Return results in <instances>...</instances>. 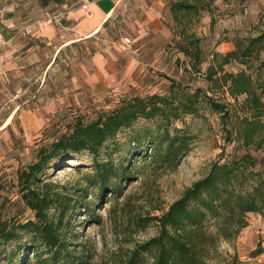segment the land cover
<instances>
[{
	"label": "rangeland",
	"instance_id": "374dc122",
	"mask_svg": "<svg viewBox=\"0 0 264 264\" xmlns=\"http://www.w3.org/2000/svg\"><path fill=\"white\" fill-rule=\"evenodd\" d=\"M182 1L192 6L174 7ZM82 2L0 0V19L12 13L20 29L54 21V15ZM263 31L264 0H117L116 10L97 33L68 46L58 48L57 43L21 34L14 66L4 70L0 84V225L17 233L10 240L0 238V264L35 260L32 231L20 227L35 220L21 196V173L40 148L70 132L76 121L94 120L124 97L165 95L172 114L169 119L139 117L104 143L100 159L133 163L130 178L117 184L118 192L101 194L86 187L84 173L94 170L86 151L53 162L39 176L51 183V193H59L48 210L49 220L61 219L59 264H125L136 246L158 234L154 217L215 162L245 169L235 182L238 187L264 175V39L243 54ZM233 49L238 58L224 63L222 55ZM96 53L103 62L93 58ZM240 70L251 77L257 105L245 93L228 92L224 73ZM244 117L263 125L248 143ZM166 128L185 139V150L176 160H152L151 144L164 145ZM67 198L75 204L61 215ZM245 217L246 226L223 237L207 215L193 234L189 264H264V216L248 212ZM19 246L25 249L21 254ZM142 254L139 264H152L151 254Z\"/></svg>",
	"mask_w": 264,
	"mask_h": 264
},
{
	"label": "trees",
	"instance_id": "16d2710c",
	"mask_svg": "<svg viewBox=\"0 0 264 264\" xmlns=\"http://www.w3.org/2000/svg\"><path fill=\"white\" fill-rule=\"evenodd\" d=\"M176 2L173 3L174 7L192 6L187 1ZM263 39L264 31L259 37L251 40L243 54H250L253 43ZM181 50L185 54H191L185 46H181ZM194 56L197 58L198 52L194 53ZM222 56L224 63L238 58L237 49ZM223 76L225 82L229 81L228 92L231 95L245 93L246 98H252L257 105L258 98L251 93L249 74L240 70L236 73H224ZM169 110L168 97L159 93L124 97L115 107L96 119L87 123L76 121L70 132L61 135L49 146L40 148L37 159L28 164L26 170L21 173V196L34 211L35 220L28 219L21 223L20 227L32 231L34 264H59L56 255L63 245L59 231L61 219L59 222L48 219V210L59 200V193H51V183L41 181L39 176L43 171L51 167L53 162L58 163L62 159L86 151L91 155L94 165L93 171L84 173L86 187H95L101 194L107 189L111 193L118 192L117 184L120 180L130 178L133 163L115 164L110 158L100 159L98 156L102 146L117 132L131 127L139 117L152 119L160 116L169 119V114H172ZM185 111L191 112L190 109ZM243 122L244 140L248 143L263 125L254 117H244ZM162 139L165 140L164 145L161 141L151 144L154 147L152 160H176L184 152L183 137L171 134L166 128ZM244 174L245 169H240L239 166L213 163L209 171L186 187L166 211L154 217L159 227L158 234L136 246L125 264H139L145 251L151 254L152 264H189L194 254L193 234L200 228L207 215L214 218L218 230H223V237H229L246 226V213L259 212L264 216V175L259 173V177L248 187H238L235 182ZM71 201L67 198L62 203L61 215L69 205L74 206L75 203L71 204ZM16 234L15 228L0 225V238L10 240L17 237ZM37 246L42 249L38 251ZM19 249V254L25 250L23 246H19ZM66 264H72V261H67Z\"/></svg>",
	"mask_w": 264,
	"mask_h": 264
},
{
	"label": "crops",
	"instance_id": "0c3cea01",
	"mask_svg": "<svg viewBox=\"0 0 264 264\" xmlns=\"http://www.w3.org/2000/svg\"><path fill=\"white\" fill-rule=\"evenodd\" d=\"M82 4L86 5V11L81 6L70 8L63 13L54 15V21L51 19L40 20L29 25L28 34L39 41L57 43L58 48L84 40L97 33L112 16L116 10L117 0H83ZM0 21L2 23L0 39L6 41L0 47V84H2L6 76L4 70L14 66L13 53L18 46V37L21 34L16 29V15L8 13ZM93 58L104 61L103 55L100 53H96Z\"/></svg>",
	"mask_w": 264,
	"mask_h": 264
},
{
	"label": "built area",
	"instance_id": "2783aa9c",
	"mask_svg": "<svg viewBox=\"0 0 264 264\" xmlns=\"http://www.w3.org/2000/svg\"><path fill=\"white\" fill-rule=\"evenodd\" d=\"M81 6V8L82 9H85V7H86V5L85 4H81L80 5ZM85 11H86V9H85ZM18 32L20 33V34H27V33H29V26L27 25V26H23V27H21L20 29H18ZM124 42H129V38L128 37H124ZM6 43V41L5 40H3V39H0V47L2 46V45H4Z\"/></svg>",
	"mask_w": 264,
	"mask_h": 264
}]
</instances>
